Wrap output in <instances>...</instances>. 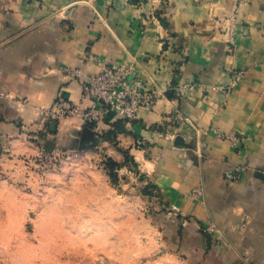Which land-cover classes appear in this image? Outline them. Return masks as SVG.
Instances as JSON below:
<instances>
[{"label":"crops","instance_id":"crops-1","mask_svg":"<svg viewBox=\"0 0 264 264\" xmlns=\"http://www.w3.org/2000/svg\"><path fill=\"white\" fill-rule=\"evenodd\" d=\"M138 1L0 0V159L46 151L47 141L85 147L89 125L40 109L57 98L88 104L82 80L131 61L164 95L134 120L89 127L94 146L118 164L129 158L157 190L160 262L264 264V0ZM233 71L242 75L228 90L211 88ZM180 84L194 89L177 95L170 86ZM234 166L244 168L226 180Z\"/></svg>","mask_w":264,"mask_h":264},{"label":"rangeland","instance_id":"rangeland-1","mask_svg":"<svg viewBox=\"0 0 264 264\" xmlns=\"http://www.w3.org/2000/svg\"><path fill=\"white\" fill-rule=\"evenodd\" d=\"M104 151L0 159V264H162L157 190L129 158L111 176Z\"/></svg>","mask_w":264,"mask_h":264},{"label":"built area","instance_id":"built-area-1","mask_svg":"<svg viewBox=\"0 0 264 264\" xmlns=\"http://www.w3.org/2000/svg\"><path fill=\"white\" fill-rule=\"evenodd\" d=\"M161 3L163 0H152ZM150 20H157L158 13L152 10L149 13ZM76 74L78 71L75 70ZM242 75V71H233V78L228 86L212 85L214 90H228L230 86L237 83ZM177 95L190 93L194 89V84H180L170 86ZM83 96L88 99V104L72 102L70 99L57 98L51 107L43 108L42 114L52 120L62 118L77 117L84 125L91 126L98 130V125L106 116H111L117 120L131 121L137 118L140 110L151 109L159 97L163 96V91L147 87L144 82L135 76L133 62L108 63L102 68L90 74L82 80ZM232 142L240 139L238 135H228ZM143 139L137 138L136 145L142 146ZM244 167H232L225 171V177L229 181L237 179ZM215 225L206 227L211 231Z\"/></svg>","mask_w":264,"mask_h":264},{"label":"water","instance_id":"water-1","mask_svg":"<svg viewBox=\"0 0 264 264\" xmlns=\"http://www.w3.org/2000/svg\"><path fill=\"white\" fill-rule=\"evenodd\" d=\"M53 125L55 123H52ZM82 132V136H81V145L84 146V145H94L95 144V136H94V132L91 130V128L89 126H84L81 130ZM86 141V143L84 144L83 141ZM53 148V142L52 141H47L46 142V145H45V149L47 151H51Z\"/></svg>","mask_w":264,"mask_h":264},{"label":"trees","instance_id":"trees-1","mask_svg":"<svg viewBox=\"0 0 264 264\" xmlns=\"http://www.w3.org/2000/svg\"><path fill=\"white\" fill-rule=\"evenodd\" d=\"M108 166L111 169V176H112L113 175L112 174V172H113L112 170L114 169V167L119 166V164L118 163H115V162H111Z\"/></svg>","mask_w":264,"mask_h":264}]
</instances>
